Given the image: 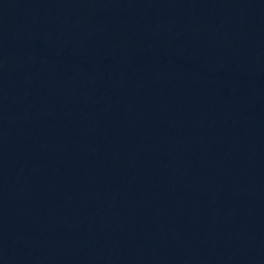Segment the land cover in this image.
<instances>
[{"label":"water","instance_id":"obj_1","mask_svg":"<svg viewBox=\"0 0 264 264\" xmlns=\"http://www.w3.org/2000/svg\"><path fill=\"white\" fill-rule=\"evenodd\" d=\"M0 264H264V0H0Z\"/></svg>","mask_w":264,"mask_h":264}]
</instances>
